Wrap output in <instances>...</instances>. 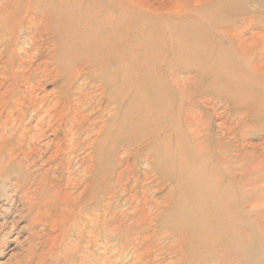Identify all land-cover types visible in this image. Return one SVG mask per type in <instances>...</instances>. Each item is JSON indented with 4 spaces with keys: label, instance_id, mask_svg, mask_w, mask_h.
Masks as SVG:
<instances>
[{
    "label": "rangeland",
    "instance_id": "obj_1",
    "mask_svg": "<svg viewBox=\"0 0 264 264\" xmlns=\"http://www.w3.org/2000/svg\"><path fill=\"white\" fill-rule=\"evenodd\" d=\"M0 162V264H264V0H0Z\"/></svg>",
    "mask_w": 264,
    "mask_h": 264
},
{
    "label": "bare ground",
    "instance_id": "obj_2",
    "mask_svg": "<svg viewBox=\"0 0 264 264\" xmlns=\"http://www.w3.org/2000/svg\"><path fill=\"white\" fill-rule=\"evenodd\" d=\"M209 25H211V24H209ZM77 125H78V123H77ZM77 125H75V126H77ZM56 130H58V129H56ZM75 130H76V128H75ZM67 131L69 132V130H67ZM72 132H73V130H72ZM53 133H54V131H53ZM75 133H73V134H75ZM66 139H65V141H67ZM21 141H23V140L22 139L21 140L20 139L18 140V143L20 145V149H22V147H24V148H28V147H38L39 145H41V142H40L41 139L39 141V140H32L30 138V140H28V142H27L28 144H25V145H23V143H21ZM119 142H120V139H119ZM86 144L84 142H82V141H79V140H73V141H70L66 145H64L63 143H57V142H56V144H46L45 145V148H47L49 146H51V147L55 146V149L56 150L51 155L53 158L51 157L49 159L51 161H54V163L56 162V168H55V170H57L59 172V174H58L59 175V177H58L59 178V181L60 182H63L65 184V185H62L61 188H63L64 190L65 189H68L69 190L72 187L73 189L78 190L77 192H79V190L81 188H83V190L78 194V199L80 198L81 200L82 199L83 200H86V199L92 198L91 193L93 192L95 194V191H98L97 189H98V186L100 184L101 178L104 176V173L107 172L106 171V168H105V165L101 161L99 155H96V151H94V153H93L92 156H90V157H88L86 159H82V161L79 162L78 164L76 163V161H78V160H76L77 153H78V149L81 148V147H83ZM120 147H121V145L117 146L116 150L119 151V148ZM86 148H88V147H86ZM20 149H19V151H20ZM93 149H95V148L93 147ZM67 150L69 151L68 152V155H65V152ZM34 151H32L31 153H33ZM23 153H24V151H23ZM31 157H33V156H27L25 160H21L20 162H16L14 160V158H11L10 159L8 157V161H10V164H12V172L15 173V174H17V175H19V177H18L19 186L24 188V187L27 186V184H30L31 186L35 185V187H34L35 188V191L36 192H39V194L43 196V194H45L47 192V190H50L56 184L54 183V180H52V182H50V181L48 182L45 179H40L39 182H38L39 184L35 182L36 177L34 176V174H33V172H32L31 169H33L34 166L36 167V165L40 163V159L38 158V156L35 157L36 159H33ZM74 163H76L77 165H74ZM75 166L77 168H75ZM75 169L78 172V174H77L78 176H77L76 180H72V179L69 180V176L71 175V172L72 171L74 172ZM33 177H35V179ZM24 181H25L26 184H23ZM54 190H56V189H54ZM54 190H53V192H54ZM57 190L60 191L59 189H57Z\"/></svg>",
    "mask_w": 264,
    "mask_h": 264
}]
</instances>
